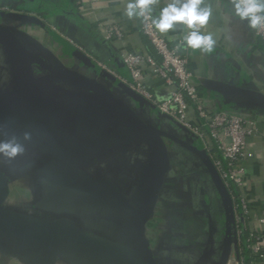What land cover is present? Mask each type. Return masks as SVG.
<instances>
[{"label":"crops","instance_id":"0c3cea01","mask_svg":"<svg viewBox=\"0 0 264 264\" xmlns=\"http://www.w3.org/2000/svg\"><path fill=\"white\" fill-rule=\"evenodd\" d=\"M127 2L0 0V27L29 62L15 65L0 42V139L16 135L25 144L24 153L14 159L0 156V241H12L7 232L21 228L24 232L16 234L15 242L36 264H51V240L36 237L34 232H40L32 226L64 219L76 228V258L97 253V242H134L146 245L152 264H224L235 250V237L228 226L225 197L199 155L198 139L108 77L96 75L102 66L105 73L124 77L122 55L151 49L139 31V19L124 15ZM169 2L155 0L153 17ZM203 4L212 7L213 15L200 31L212 34L215 46L209 53L183 46L182 53L207 112L242 118L256 129L247 139L242 165L248 182L250 228L264 230V109L237 106L205 86L216 81L264 95V43L246 22L228 17L225 0H203ZM112 25L119 26L121 38H107L106 30ZM183 29L177 25L161 34L168 43L177 44ZM27 70L33 81L60 70L97 80L158 135L165 165L122 115L77 84L55 79L49 84L51 109L44 101L29 107L40 88L22 90L30 84ZM146 83L157 100L170 95L171 88L159 78L148 77ZM188 119L198 123L192 111ZM25 131L32 134L29 142L20 138ZM81 180L103 185L74 191L62 187ZM70 234L68 224L59 226L60 252L54 264H111L72 260L67 249ZM107 256L119 264L137 262L129 252ZM0 264L27 263L4 246Z\"/></svg>","mask_w":264,"mask_h":264},{"label":"built area","instance_id":"2783aa9c","mask_svg":"<svg viewBox=\"0 0 264 264\" xmlns=\"http://www.w3.org/2000/svg\"><path fill=\"white\" fill-rule=\"evenodd\" d=\"M161 1V0H156ZM228 4L231 0H225ZM153 14L139 19V31L149 42L155 56L146 50L122 55L126 70L124 77L114 76L143 100L154 107L161 116L172 120L191 132L200 142L201 151L207 156L232 202V229L235 250L226 264H264V230L250 228V200L245 168L247 139L256 134L252 122L226 113L210 114L197 86L192 81L188 60L182 53V41L170 44L152 25ZM264 43V25L254 29ZM108 39L121 38L118 25L106 30ZM99 71H106L101 66ZM159 78L171 88L165 100H157L149 90L146 79ZM192 111L197 120L188 119ZM232 261V262H231Z\"/></svg>","mask_w":264,"mask_h":264},{"label":"water","instance_id":"95a60500","mask_svg":"<svg viewBox=\"0 0 264 264\" xmlns=\"http://www.w3.org/2000/svg\"><path fill=\"white\" fill-rule=\"evenodd\" d=\"M0 42L7 48L13 63L15 65L21 66H28L29 62L25 58L24 52L20 49L17 42L10 36V34L5 31L3 28L0 27ZM22 70V69H21ZM25 70V69H23ZM28 71V70H27ZM96 75L103 78L108 77L111 79L112 82L116 83L118 86H120L125 92L130 93L134 98H137L142 104H147L141 96L136 94L134 91H132L128 86H126L124 83H122L120 80H118L113 75L107 74L104 71H98L96 72ZM29 78L31 77V74L28 75ZM62 78L70 83L77 84L78 86H81L88 91L93 93V96L96 97V99L99 102H102L108 107L111 111H114L120 115H122L136 130L137 135L139 138L144 140L146 143H148L154 152L155 159H157L159 162L162 161V164L165 165V158H164V152L163 149L160 147V140L157 134L153 133L149 128L145 127L135 116L118 100L113 98L111 94L107 91L106 88L102 87L97 80H89L86 78H83L82 76L72 74L70 72L60 70V71H53L48 76L44 77L41 80L33 81L30 80V84L23 88L22 90H25L26 92H30L33 86H36L40 88V93H42V97L40 98V94L38 95V90H35L33 95H37L38 97L34 98L35 100L33 103L31 102L29 107L35 102H45L48 109H51L49 104L48 95L50 92V89H52V86L49 84L54 81L55 79ZM206 88L220 94L222 98L225 100H233L237 106L241 107H249V108H262L264 109V95L260 92L244 89L240 87H236L230 84L222 83V82H216V81H209L205 83ZM19 96L16 95L15 98H18ZM45 104V106H46ZM161 116V115H160ZM165 118L164 116H162ZM48 121L49 119L46 118ZM178 124V123H177ZM181 126V125H180ZM186 130V129H185ZM187 131V130H186ZM199 155L203 158L204 162L206 163V166L209 169V172L211 173V176L215 180L216 184L221 190L222 195L225 197L227 206H228V226L232 228V202L231 198L223 186L218 174L216 173L214 167L212 166L211 162L207 158V156L200 150ZM159 183V182H158ZM103 184L101 182H96L93 180H81V181H74L69 182L66 184H63V189L67 191H74L77 189H92V188H101ZM63 223H66L71 228V234L68 238V253L72 260L75 262H84V261H90V260H98L99 262H107V263H113V264H119L111 259L108 258V254L113 253H119V252H129L135 255L137 262L136 264H144V261L147 260L152 264V258L149 254L146 245L143 243L142 245H139L137 243L132 242V244H103L100 242H97V245L99 246V251L92 255L82 256L80 258H76L74 255V241L76 240V228L73 226V224L68 220H58L56 222H52L50 224L39 226L33 224L32 228H35L38 232H40V235H38L36 232V237H47L51 240V246L53 248L54 254L53 259L51 261V264H54L56 259L59 256V244H58V229L59 226H61ZM30 230L31 227L29 228ZM23 233V229H16L14 232H7L12 238V241L8 240H2L0 241V249L4 246H9L14 250V252H17L18 257L24 261L27 264H36L32 257L26 252L20 244L15 242V237L17 233ZM141 234V229H140ZM41 241V239H38ZM229 258V257H228ZM227 258V260H228ZM227 260L224 264H226Z\"/></svg>","mask_w":264,"mask_h":264},{"label":"clouds","instance_id":"9594fccd","mask_svg":"<svg viewBox=\"0 0 264 264\" xmlns=\"http://www.w3.org/2000/svg\"><path fill=\"white\" fill-rule=\"evenodd\" d=\"M155 0H128L124 15L128 19L141 18L150 15L154 9ZM228 17L246 22L250 29L264 25V0H231L223 5ZM213 15L211 6L204 5L203 0H171L152 17V25L161 33L174 30L177 25L184 26L181 40L185 47L209 53L215 46L212 34H203L200 28L209 22ZM31 132L25 131L20 135L24 142L31 140ZM25 144L16 135L0 139V156L14 159L23 154Z\"/></svg>","mask_w":264,"mask_h":264},{"label":"trees","instance_id":"16d2710c","mask_svg":"<svg viewBox=\"0 0 264 264\" xmlns=\"http://www.w3.org/2000/svg\"><path fill=\"white\" fill-rule=\"evenodd\" d=\"M142 35V34H141ZM143 36V35H142ZM144 37V36H143ZM145 38V37H144ZM148 42V41H147ZM149 43V42H148ZM150 45V44H149ZM151 46V45H150ZM151 49L148 50L149 53H151L153 56H155L154 50L152 47H150ZM157 58V56H155ZM199 90V88H198ZM200 91V90H199Z\"/></svg>","mask_w":264,"mask_h":264},{"label":"rangeland","instance_id":"374dc122","mask_svg":"<svg viewBox=\"0 0 264 264\" xmlns=\"http://www.w3.org/2000/svg\"><path fill=\"white\" fill-rule=\"evenodd\" d=\"M189 132V131H188ZM191 133V132H190Z\"/></svg>","mask_w":264,"mask_h":264},{"label":"bare ground","instance_id":"6f19581e","mask_svg":"<svg viewBox=\"0 0 264 264\" xmlns=\"http://www.w3.org/2000/svg\"><path fill=\"white\" fill-rule=\"evenodd\" d=\"M232 262V261H231Z\"/></svg>","mask_w":264,"mask_h":264},{"label":"flooded vegetation","instance_id":"af4514ba","mask_svg":"<svg viewBox=\"0 0 264 264\" xmlns=\"http://www.w3.org/2000/svg\"><path fill=\"white\" fill-rule=\"evenodd\" d=\"M232 253V252H231Z\"/></svg>","mask_w":264,"mask_h":264}]
</instances>
